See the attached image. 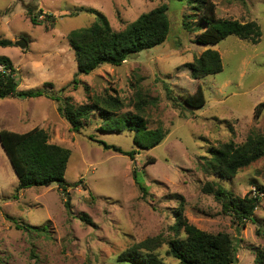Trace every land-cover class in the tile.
Masks as SVG:
<instances>
[{"label":"rangeland","instance_id":"obj_1","mask_svg":"<svg viewBox=\"0 0 264 264\" xmlns=\"http://www.w3.org/2000/svg\"><path fill=\"white\" fill-rule=\"evenodd\" d=\"M212 1L217 16L254 19L258 40L229 34L212 44L194 41L199 29L183 24L194 11L186 0H0V37L13 40L12 45H0V54L12 60L18 89L43 87L75 103L113 94L123 101L121 111H136L141 99L147 126L166 131L158 144L138 148L130 157L103 142L135 149L133 131L100 129L97 111L74 131L53 98L0 97V128L21 132L42 127L49 141L69 151L65 190L56 182L16 189L18 176L0 143V264H133L117 255L149 235L171 237L173 210L181 197L189 222L209 232H228L237 247V264L253 263L256 251L264 249V195L254 209L255 219L238 224L202 185L216 180L240 197L253 183L264 187V155L222 179L206 173L200 162L210 144L241 142L251 130L264 132V108L254 117L255 104L264 100V0ZM161 3L167 5L169 22L162 42L121 64L103 63L78 73L77 81H71L77 66L66 37L69 31L91 24L96 10L114 29H122ZM26 4L40 22H32ZM20 38L26 41L24 47L15 43ZM206 47L219 51L222 69L193 78L184 63ZM198 84L205 103L187 105L180 96ZM134 169L146 194L135 181ZM156 251L166 264H177L166 242Z\"/></svg>","mask_w":264,"mask_h":264},{"label":"trees","instance_id":"obj_2","mask_svg":"<svg viewBox=\"0 0 264 264\" xmlns=\"http://www.w3.org/2000/svg\"><path fill=\"white\" fill-rule=\"evenodd\" d=\"M192 13L186 14L191 19L184 20L185 28L199 29L194 41L204 45L215 43L229 34L252 42L258 40L260 29L254 19L239 20L237 18L221 17L215 13V3L212 0H186ZM32 22H40L30 4L25 5ZM167 5L161 3L147 11L141 12L135 19L128 22L122 29H114L108 18L101 11L96 12V19L89 25L80 26L66 35L73 49L77 69L72 82H76L78 73H88L103 63L121 64L125 59L162 42L168 33L169 22L166 14ZM196 16V22L193 20ZM53 21V16L46 14ZM49 17V18H48ZM13 40L0 37V45H12ZM193 78H200L208 73H216L222 69V60L217 49L206 47L192 60L186 61ZM16 68L9 56L0 54V97L7 95L38 96L44 94L58 101L57 109L70 123V128L78 131L92 113L98 112L101 119L99 128L102 130H131L135 149L125 150L114 144L103 142L105 147L133 157L138 148H151L165 136L162 127L149 128L143 115V101L139 99L136 111L127 109L121 111L122 99L117 95L108 94L90 101L75 103L69 96L62 97L58 92L48 91L43 87L18 89L14 77ZM47 83L52 86L50 81ZM166 94L171 98V88L166 87ZM181 100L187 105L201 106L205 96L200 84L192 93H184ZM264 108V100L254 107V117ZM0 143L18 176L16 189L31 185H49L56 182L62 190L66 189L67 181L64 171L69 151L64 146L49 141L47 131L42 127H33L26 131H15L0 128ZM202 156L200 166L219 179L231 178L236 172L264 155V132L251 130L241 142L233 139L210 144ZM208 155V156H207ZM149 161L146 159V162ZM135 181L146 194L147 187L141 182L136 169L133 170ZM256 194L251 191L243 196L233 192L216 180H207L202 190L212 193L221 203L222 212L230 214L238 224L247 219H255L254 209L260 195H264V187L253 183ZM67 193V192H66ZM67 202V199H65ZM174 222L171 225L173 234L165 237L162 233L149 235L122 250L118 260L133 264H166L159 256L156 248L162 242L168 245L169 253L177 259V264H237V247L228 232H209L188 221L184 214L183 198L173 210ZM82 217H85L83 214ZM252 264H264V249H258Z\"/></svg>","mask_w":264,"mask_h":264},{"label":"water","instance_id":"obj_3","mask_svg":"<svg viewBox=\"0 0 264 264\" xmlns=\"http://www.w3.org/2000/svg\"><path fill=\"white\" fill-rule=\"evenodd\" d=\"M15 43L18 44V45L21 46V47H24L25 44H26V41H25L24 38H20V39H16V40H15Z\"/></svg>","mask_w":264,"mask_h":264},{"label":"built area","instance_id":"obj_4","mask_svg":"<svg viewBox=\"0 0 264 264\" xmlns=\"http://www.w3.org/2000/svg\"><path fill=\"white\" fill-rule=\"evenodd\" d=\"M250 191H251V193L252 194H256L258 191H257V189L254 187V185L252 186V188L251 189H249ZM259 195H260V197L262 196V192H259Z\"/></svg>","mask_w":264,"mask_h":264}]
</instances>
